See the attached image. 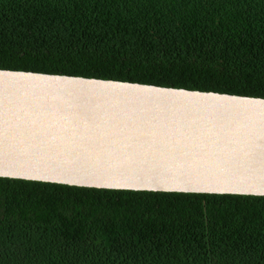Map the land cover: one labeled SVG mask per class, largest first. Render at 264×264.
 Masks as SVG:
<instances>
[{
	"label": "trees",
	"instance_id": "16d2710c",
	"mask_svg": "<svg viewBox=\"0 0 264 264\" xmlns=\"http://www.w3.org/2000/svg\"><path fill=\"white\" fill-rule=\"evenodd\" d=\"M0 69L264 98V0H0ZM0 264H264V196L0 177Z\"/></svg>",
	"mask_w": 264,
	"mask_h": 264
},
{
	"label": "water",
	"instance_id": "95a60500",
	"mask_svg": "<svg viewBox=\"0 0 264 264\" xmlns=\"http://www.w3.org/2000/svg\"><path fill=\"white\" fill-rule=\"evenodd\" d=\"M0 177L264 196V98L0 69Z\"/></svg>",
	"mask_w": 264,
	"mask_h": 264
}]
</instances>
